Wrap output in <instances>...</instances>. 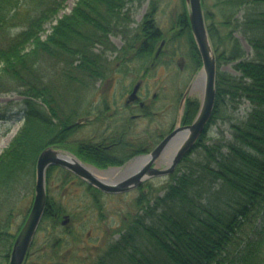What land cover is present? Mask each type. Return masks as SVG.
<instances>
[{"label": "trees", "instance_id": "1", "mask_svg": "<svg viewBox=\"0 0 264 264\" xmlns=\"http://www.w3.org/2000/svg\"><path fill=\"white\" fill-rule=\"evenodd\" d=\"M65 1L0 0V95L16 93L24 98L27 135L23 137H36L37 124L49 136L50 120L80 116L84 97L114 70L107 58L108 52L117 51L112 34L123 36L129 47L145 36L158 40L150 27L154 7L139 28L131 27V10L146 0H79L73 12L41 40L40 32ZM215 7L218 13L208 9L205 13L218 63L216 107L210 123L229 102L237 108L247 101L246 118L233 124L229 142L207 145L203 135L193 151L196 156L184 158L164 193L151 197L153 206L137 207V221L110 245L105 258L95 263L76 259L77 263L110 264L107 258L122 260L128 250H134L147 264H264V0H217ZM184 15L187 19L186 10ZM237 33L251 48L250 57ZM229 63L237 74L222 70ZM22 138L0 159L4 162L0 196L17 187L26 165L32 162L36 171L45 142L29 140L23 151ZM61 210L47 208L43 222L53 224L54 211L59 216ZM16 236L0 230L7 256ZM147 237L157 243L162 257L150 261L144 255L141 242ZM56 240L47 238L36 254L57 258L46 264H70L60 255L65 241ZM76 252L70 249L72 256ZM31 255L30 251L24 264Z\"/></svg>", "mask_w": 264, "mask_h": 264}, {"label": "flooded vegetation", "instance_id": "2", "mask_svg": "<svg viewBox=\"0 0 264 264\" xmlns=\"http://www.w3.org/2000/svg\"><path fill=\"white\" fill-rule=\"evenodd\" d=\"M183 18L185 19H181L180 29L175 32L172 30L174 33L172 32L173 34L169 35H165L155 24V20L151 19L154 23H151L150 27L152 26L153 30L157 32L158 40L151 41L147 39L149 36H145L139 43L135 42L129 47L125 39L124 46L116 52L117 56L113 60L107 56L108 61L114 63V70L107 73L105 80L99 81L98 87L95 90L97 92L95 102L91 104V108L86 113H81V116L67 121L59 119L50 120V127H52L50 130L51 135H49L47 144L39 149L36 167L43 151L52 149L63 155L64 157L62 158L69 162L72 167L79 166L86 168L101 180L114 179L113 181H120L124 178L120 177V173H125L132 163L142 161L145 156L151 154L176 129L189 126L194 122L203 100V88L199 83L203 62L195 43L188 17L187 19L185 16ZM152 34L150 33V37ZM165 40L167 41L163 50L155 58L158 48ZM182 42H185L187 47H182ZM149 48L150 51L145 55V51ZM135 59L143 63V67L139 69V73L137 74L133 73L131 66V63ZM147 61H151L149 67H146ZM175 64L178 68L176 80H179V76L181 79L190 78V81L185 92L177 95L175 93L173 96L176 99V103L179 100L181 110L183 108V114L178 124L176 122L169 124L168 115L174 108L171 105L173 102L169 106L167 105L169 100V98L167 99V95L169 94L167 80L165 76L160 75L159 78L155 77L154 81H152L150 72L160 66L161 68L166 67L169 69ZM124 79H133V83L130 88L120 93L117 92V87H106L108 83L118 86ZM115 89L116 93H113ZM195 93H199L201 98H193L192 96ZM164 94L166 97H164ZM80 119H84V121L78 124L77 122ZM140 120L147 124L145 130L141 131L140 128L138 129L137 121ZM210 125L211 123L208 124L204 135H207ZM169 156V152L163 153L152 167L164 168L163 159ZM72 167L70 169L56 164L47 168L46 209H62L64 205L60 197L68 196L69 191L73 192L72 188L78 190L76 186L92 194V201L95 199L98 202L103 196L123 197L127 194L137 193L138 195L131 204L132 206L135 208L153 206L155 202L151 198L152 191L165 190L171 177H150L144 179L140 186L133 190L109 194L89 185L84 179L73 172ZM115 171L118 173L112 179L109 175ZM159 178L169 179L165 184L155 185L154 181ZM54 186L57 193L61 192L62 194H59L58 198L49 195ZM158 195L160 196V194ZM92 201H90V204H93ZM102 208L103 206H100L97 209L101 210ZM131 212L129 216L123 217V227L115 232L118 238L114 239L115 234L113 235L112 238L115 241H118L122 234L131 230L133 224L137 221V210ZM60 218L58 212L54 211L52 228H57V223L54 221L56 219L57 222H60ZM42 226L43 221L40 226L41 229ZM44 228L46 230L50 229V225L48 224ZM65 229L67 231L65 233L66 236H70L71 230ZM65 234L58 236L56 242L65 241ZM45 242H42L41 248H44Z\"/></svg>", "mask_w": 264, "mask_h": 264}, {"label": "rangeland", "instance_id": "3", "mask_svg": "<svg viewBox=\"0 0 264 264\" xmlns=\"http://www.w3.org/2000/svg\"><path fill=\"white\" fill-rule=\"evenodd\" d=\"M217 0H203L205 8L212 12L218 13L215 3ZM79 0H66L61 8V10L56 14L55 17H52L50 22L46 24L44 30L40 32V39L46 40V38L52 33L53 26L58 23V21L63 18L65 15L71 14L78 4ZM154 7V16L155 24L161 29L165 35L173 34L175 31L180 29L181 19L185 16V10L187 11V5L184 0H146L141 5L135 3L134 8L131 10L132 15V25L131 27L136 29L140 26L143 21L146 19V15L152 11ZM174 32H173V31ZM173 32V33H172ZM240 39L243 48L250 57L252 55V50L243 39L239 33L236 34ZM170 37V36H168ZM112 43L115 45L117 51L124 46L125 38L121 35H111L110 36ZM185 42L181 43L182 47H187ZM117 51L108 52V56L113 60L117 56ZM151 61H147L146 67L150 66ZM133 73H139V69L143 67V63L135 59L132 63ZM234 64L229 63L222 66V70H225L232 74H237V71L234 69ZM111 68V67H110ZM178 68L176 64L167 69L166 67L153 69L151 73V79L154 81L155 77H160V75L165 76L167 80V85L169 88V94L167 95L168 106L171 104L174 109L169 113V124L176 122L179 123L182 114L183 108L181 110L179 100L177 103L176 99L173 98L174 94L185 92L189 84L190 78L176 80ZM177 78V79H178ZM99 83V82H98ZM95 88V90L98 87ZM123 83V84H122ZM118 86H114L112 83H108L107 88H116L117 92L130 88L133 83V79H124L123 82ZM166 83V81H165ZM100 89V88H99ZM153 90V89H152ZM101 92V91H99ZM97 92L92 91V94H87L84 97V103L79 109L80 113H86L91 104L95 102L97 98ZM113 93H116V89ZM164 97L166 95L164 94ZM193 98H201L199 93H195L192 96ZM179 99V96H178ZM229 106L219 112V116L213 123H211L209 131L205 136L204 142L208 145L210 143L226 141L229 142L232 139V126L233 124L239 123L244 120L249 112L250 105L247 101L239 104L237 108H233L232 104L229 102ZM23 109H24V98L16 93L0 95V159L6 150L12 145L13 142L18 141V139L27 135V130L25 131V119L23 118ZM80 114V116L82 115ZM138 129L145 130L147 124L140 120L137 121ZM36 125V124H35ZM35 128L37 133L36 137H23L20 143V147L25 149V144L33 142V144L38 143L39 141L45 142L49 139L48 135H44L46 131L38 124ZM43 132L41 133V131ZM30 147V146H29ZM34 148L32 149L33 152ZM196 153H193L195 155ZM196 156V155H195ZM4 165V162L0 160V167ZM33 163L26 165V172L21 174L22 176L19 179V183H16L13 190L4 191L5 193L0 196V230L3 232H9L11 235H16L24 225L31 207L33 205L34 196H35V184H36V173H34V168L32 167ZM4 169V166L3 168ZM169 178H159L154 181L155 185L165 184ZM54 183V182H53ZM55 184V183H54ZM56 185V184H55ZM78 190L73 189V192L69 191L68 196L60 197V200L63 203V211L59 215H69L71 222L68 227H65L58 221L57 228H52L51 221L43 222L42 229L40 227L36 238L34 240L31 253L32 255L28 259V264H46L53 261L55 257H48L45 254L38 253L37 250L42 249V242L46 241L47 238H58V236L65 234L67 231L65 228L71 230L70 236H65L66 246L61 252V256L65 261L70 264H79L78 261L83 262L87 259V263H95L98 258H105V255L109 251V247L112 244L114 239L118 238V235L115 232L123 227V217L129 216L132 212L137 210L131 204L134 199L137 197V193L127 194L123 197L121 196H103L100 200L92 201V194L87 191H84L83 188L78 187ZM13 188V187H12ZM164 190L160 189L159 191H152L151 197L155 198L157 194L162 195ZM61 194V192L59 193ZM57 190L54 186L49 195L58 198ZM62 195V194H61ZM92 201L93 204H90ZM103 206V208L97 209L98 207ZM50 225V229H45V226ZM55 229V230H54ZM45 230V231H44ZM114 239L112 238L113 235ZM69 237V238H66ZM3 243V242H1ZM0 243V264H8L9 256L7 251V246H1ZM72 247V248H71ZM69 248V249H68ZM77 249V252L72 256L69 252L70 249ZM141 249L146 256H148L150 261H154L161 256V252L157 243L154 240L144 238L141 242ZM41 251V250H40ZM11 253V252H10ZM35 253V254H33ZM50 254V251H49ZM57 258H55L56 260ZM110 264H147L142 260L141 255L134 250H128L122 260L114 258L113 261H110V258L106 259ZM57 263L56 261H54Z\"/></svg>", "mask_w": 264, "mask_h": 264}, {"label": "water", "instance_id": "4", "mask_svg": "<svg viewBox=\"0 0 264 264\" xmlns=\"http://www.w3.org/2000/svg\"><path fill=\"white\" fill-rule=\"evenodd\" d=\"M185 3L187 5L188 20L192 34L203 62L199 80L203 88V100L194 122L189 126L176 129L151 154L145 156L142 163H139V161L132 163L125 171L128 174L120 181L101 180L86 168L79 166L72 167L69 162L62 158L64 156L57 151L52 149L43 151L36 167L33 205L13 243L8 264H24L33 245L46 210V170L49 166L59 164L70 169L72 167L73 172L77 176L84 179L89 185L105 193H124L140 186L144 179L172 175L180 162L190 154L200 137L206 132V128L214 114L216 106L217 61L208 35L202 0H185ZM166 41H163L158 48L155 58L160 55ZM83 121L84 119H80L77 123L80 124ZM166 152H169L170 156L163 159L165 167L161 169L152 167L155 161ZM70 222L71 218L69 215H63L61 217V224L63 226L68 227Z\"/></svg>", "mask_w": 264, "mask_h": 264}, {"label": "bare ground", "instance_id": "5", "mask_svg": "<svg viewBox=\"0 0 264 264\" xmlns=\"http://www.w3.org/2000/svg\"><path fill=\"white\" fill-rule=\"evenodd\" d=\"M139 163H142V161H139ZM138 163V164H139ZM118 172L117 171H115L114 173H112V174H110L109 176L113 179V178H115L116 177V174H117ZM128 173H124V172H122V173H120V177L122 178V177H125L126 175H127ZM114 180V179H113Z\"/></svg>", "mask_w": 264, "mask_h": 264}]
</instances>
